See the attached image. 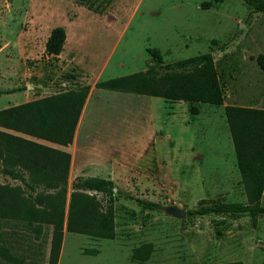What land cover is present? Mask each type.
Listing matches in <instances>:
<instances>
[{
  "label": "rangeland",
  "instance_id": "374dc122",
  "mask_svg": "<svg viewBox=\"0 0 264 264\" xmlns=\"http://www.w3.org/2000/svg\"><path fill=\"white\" fill-rule=\"evenodd\" d=\"M56 26L65 28L66 41L53 57L45 53V43ZM149 48H158L165 62L210 51L224 104H201L192 114L182 100L97 87L99 81L147 70ZM260 54L264 14L242 0H112L104 13L78 0H0V89L22 88L0 95V110L87 91L68 143L0 126L45 147L39 148L45 163H53L49 149L69 154L61 176L30 175L19 156L26 146L0 148V200L15 201L19 208L59 206L62 191L44 187L57 178L67 188V211L74 179L101 175L116 188L159 204L148 209L117 196L116 236L99 238L65 227L55 264H264V215L254 225L247 215L177 218L163 210L168 205L189 210L203 198L247 201L226 107L264 110ZM55 113L52 129L65 126L68 132L73 115L65 116L58 106ZM9 169L23 172L26 181L12 178ZM96 197L105 202L102 194ZM3 201L0 264H50L52 227L42 224L38 234ZM141 245L152 250L145 261L132 258Z\"/></svg>",
  "mask_w": 264,
  "mask_h": 264
},
{
  "label": "trees",
  "instance_id": "16d2710c",
  "mask_svg": "<svg viewBox=\"0 0 264 264\" xmlns=\"http://www.w3.org/2000/svg\"><path fill=\"white\" fill-rule=\"evenodd\" d=\"M112 0H78L89 9L104 13ZM257 12L264 14V0H243ZM207 6L209 3H204ZM66 30L63 26L52 28L45 43V53L58 57L65 45ZM152 62L145 71L112 77L99 81L97 87L162 97L171 101H185L189 103L192 114L200 112L201 104L220 106L225 102V92L221 83V76L217 70L213 54L198 53L189 57L165 62L163 54L158 48H149ZM258 62L264 70V55L258 56ZM22 88L12 87L0 89V95L9 94ZM87 91L85 89L72 90L54 96L28 102L19 106L0 110V126L21 130L29 134L54 140L65 144L72 140L73 131L80 111L85 103ZM59 107L65 116L73 115L72 126L67 132L65 126L55 127V108ZM70 114V116H69ZM226 116L230 125L235 149V157L241 181L247 196L246 202L220 201L215 199H201L195 208L187 210L188 216L207 215L211 213L239 216L247 215L255 225L259 216L264 215V204L261 197L264 191V110L227 106ZM66 123V121H65ZM23 146H26L25 149ZM0 148L7 151L21 149L22 163L30 175H52L59 177L67 172L69 154L67 152L49 149L54 152L53 163L42 160V145L28 139L21 138L0 131ZM61 160L64 162L61 163ZM68 162V163H67ZM66 164V166H65ZM2 169L0 168V172ZM8 174L14 179L26 181L21 171L9 169ZM64 175H66L64 173ZM57 178H52L46 188L62 191V204L46 206L45 208H29L17 206V202H4L11 205L16 218H28L33 229L41 234L43 225L52 227V246L50 264H55L58 256L63 229L88 234L94 237L112 239L116 236L115 201L117 196L135 200L139 205L148 209H157L158 203L146 198H139L131 193L116 188L111 178L99 175L77 176L72 184L68 208L65 211L66 185L60 184ZM29 188L36 185L26 183ZM116 188V190L114 189ZM100 193L105 202L102 204L96 194ZM37 222V223H34ZM148 245L137 246L133 249L132 258L145 261L151 255ZM96 253L95 250H91ZM221 264H244L234 261Z\"/></svg>",
  "mask_w": 264,
  "mask_h": 264
},
{
  "label": "water",
  "instance_id": "95a60500",
  "mask_svg": "<svg viewBox=\"0 0 264 264\" xmlns=\"http://www.w3.org/2000/svg\"><path fill=\"white\" fill-rule=\"evenodd\" d=\"M116 190V188H114ZM163 210L169 215L177 218H187L188 212L187 210L180 208L177 205H168L164 206Z\"/></svg>",
  "mask_w": 264,
  "mask_h": 264
},
{
  "label": "crops",
  "instance_id": "0c3cea01",
  "mask_svg": "<svg viewBox=\"0 0 264 264\" xmlns=\"http://www.w3.org/2000/svg\"><path fill=\"white\" fill-rule=\"evenodd\" d=\"M243 1V0H242ZM252 7V6H251ZM99 176H101V175H99Z\"/></svg>",
  "mask_w": 264,
  "mask_h": 264
}]
</instances>
